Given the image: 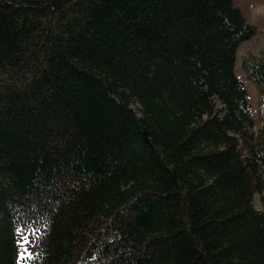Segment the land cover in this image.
Segmentation results:
<instances>
[{
    "label": "trees",
    "instance_id": "trees-1",
    "mask_svg": "<svg viewBox=\"0 0 264 264\" xmlns=\"http://www.w3.org/2000/svg\"><path fill=\"white\" fill-rule=\"evenodd\" d=\"M255 29L233 0H0V264H264Z\"/></svg>",
    "mask_w": 264,
    "mask_h": 264
},
{
    "label": "rangeland",
    "instance_id": "rangeland-1",
    "mask_svg": "<svg viewBox=\"0 0 264 264\" xmlns=\"http://www.w3.org/2000/svg\"><path fill=\"white\" fill-rule=\"evenodd\" d=\"M233 2L242 12L246 22L256 28L255 32L248 39L238 44L234 63V72L244 82L249 94L254 117L253 129L256 130L264 122V119L261 118L258 113V89L257 86L247 78L242 68V61L249 56L254 58L264 57V0H233ZM216 106L217 108L220 107L218 101ZM132 108L134 109V105H132ZM263 196L264 187L261 193L254 194L253 205L258 210L264 208L261 200ZM22 251H24V247L20 246V252Z\"/></svg>",
    "mask_w": 264,
    "mask_h": 264
},
{
    "label": "water",
    "instance_id": "water-1",
    "mask_svg": "<svg viewBox=\"0 0 264 264\" xmlns=\"http://www.w3.org/2000/svg\"><path fill=\"white\" fill-rule=\"evenodd\" d=\"M131 111H132V114H133L134 119L136 120L137 127H138V129H139V133H140L142 139H143L145 142L149 143V140H148V137H147V132H146L145 128L141 125L137 113L134 112L132 109H131Z\"/></svg>",
    "mask_w": 264,
    "mask_h": 264
},
{
    "label": "snow or ice",
    "instance_id": "snow-or-ice-1",
    "mask_svg": "<svg viewBox=\"0 0 264 264\" xmlns=\"http://www.w3.org/2000/svg\"><path fill=\"white\" fill-rule=\"evenodd\" d=\"M17 231H19V229H17ZM17 243H18V244H26L27 241L20 240V241H17ZM25 256H31V252L28 251L27 249H25L24 251H22V252H20V253L18 254V259H21V258H23V257H25Z\"/></svg>",
    "mask_w": 264,
    "mask_h": 264
}]
</instances>
